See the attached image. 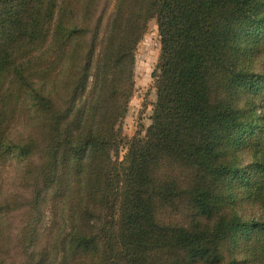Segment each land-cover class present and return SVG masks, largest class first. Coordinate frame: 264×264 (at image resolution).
Wrapping results in <instances>:
<instances>
[{"label": "trees", "instance_id": "1", "mask_svg": "<svg viewBox=\"0 0 264 264\" xmlns=\"http://www.w3.org/2000/svg\"><path fill=\"white\" fill-rule=\"evenodd\" d=\"M153 18L157 101L128 138ZM12 158L22 264H264V0H0V174Z\"/></svg>", "mask_w": 264, "mask_h": 264}, {"label": "rangeland", "instance_id": "2", "mask_svg": "<svg viewBox=\"0 0 264 264\" xmlns=\"http://www.w3.org/2000/svg\"><path fill=\"white\" fill-rule=\"evenodd\" d=\"M104 4L105 1L102 2L100 10ZM160 54L161 37L157 21L153 18L149 21L148 29L136 50L135 88L122 124L123 136L125 137L132 138L135 135H145L146 129L152 123L154 104L157 101V88L153 73L157 67ZM23 134H25L23 128L17 126L14 136ZM126 153L127 146L124 144L121 145L118 152L112 151L111 155L113 159L123 160ZM35 163H39L37 158H35ZM24 165L25 163L18 162L17 158H12L11 162H7L6 166L3 167L0 174V200L10 199L14 201L19 199L17 205L13 204L16 206L13 211L2 216V221L6 226L5 248L9 249V253L4 256L6 264H22L24 253H22L23 242L21 239L25 237L26 226L32 217V212L27 204L33 197L32 189L31 191L30 187L29 190L25 189L21 181ZM184 207L179 206L181 215L186 214Z\"/></svg>", "mask_w": 264, "mask_h": 264}]
</instances>
